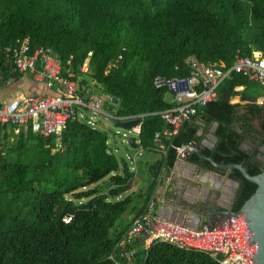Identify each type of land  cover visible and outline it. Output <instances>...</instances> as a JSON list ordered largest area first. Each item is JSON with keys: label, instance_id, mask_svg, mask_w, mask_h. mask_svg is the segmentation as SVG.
<instances>
[{"label": "trees", "instance_id": "trees-1", "mask_svg": "<svg viewBox=\"0 0 264 264\" xmlns=\"http://www.w3.org/2000/svg\"><path fill=\"white\" fill-rule=\"evenodd\" d=\"M24 39L30 49H51L63 70L71 66L83 74L81 67L90 59L93 78L119 101L117 116L140 119V144L148 148L154 133L165 127L160 113L175 107L167 95L176 101L153 79L190 78L193 58L225 71L240 57L261 53L264 58V0H0V83L13 75L1 50ZM218 95L201 107L206 123H219L218 143L203 153L219 164H240L250 175L260 174L264 163L254 162L258 149L251 154L242 143L254 133L252 141L259 137L264 147V105L250 102L264 98V85L232 73ZM239 96L247 103L232 104ZM190 122L185 126L191 134L182 132L178 144H198ZM67 129L65 153L53 155L40 141L32 149L40 150L21 161L26 143L20 141V156L11 162L0 149L1 264H116L109 256L124 233L111 236V231L137 208L132 195L117 198L130 189L134 175L110 153L107 132L80 122ZM176 156L171 149L167 160L153 166V174L172 167ZM192 159L199 160L196 155ZM230 175L240 183L234 201L238 211L257 185L238 170ZM108 182L112 186L105 189ZM144 213L142 208L137 215ZM67 217L73 218L71 224L65 223ZM135 258L136 264H220L205 253L163 243Z\"/></svg>", "mask_w": 264, "mask_h": 264}, {"label": "built area", "instance_id": "built-area-1", "mask_svg": "<svg viewBox=\"0 0 264 264\" xmlns=\"http://www.w3.org/2000/svg\"><path fill=\"white\" fill-rule=\"evenodd\" d=\"M1 52L13 73H31L43 81L48 89L55 90V94L19 95L0 102V126H10L16 135L30 128L45 138H60L70 122L87 121L89 114V123L94 124L98 117L109 116L104 110L102 97L98 93L81 91L79 73L71 66L63 70L51 49H30L28 39H24L17 45L4 47ZM121 59L122 56H119L118 60ZM68 64H71V59ZM90 65L91 61L87 59L81 67L82 72H90ZM190 65L193 68L190 78L153 79L156 87H167L173 92L177 102V107L160 113L169 129L156 133L153 139L156 151L163 158L168 157L170 150L164 140L177 136L185 123L198 114L199 107L217 101L221 84L232 73H241L264 85V58L261 53H255L254 57L238 58L234 66L226 71L216 66H207L196 58L191 59ZM260 103L264 104V98ZM134 132L139 133V128H134ZM174 148L179 159H187L195 151L193 146ZM72 222V217L65 219V223ZM148 229L149 247L155 243L169 244L181 251L205 253L220 264H249L250 257L257 250L253 244L250 247L247 244L250 232L245 217L231 218L213 228L195 231L147 215L137 219L118 244L127 264H132L135 257L132 249L135 241ZM110 258L114 259L113 256Z\"/></svg>", "mask_w": 264, "mask_h": 264}, {"label": "crops", "instance_id": "crops-1", "mask_svg": "<svg viewBox=\"0 0 264 264\" xmlns=\"http://www.w3.org/2000/svg\"><path fill=\"white\" fill-rule=\"evenodd\" d=\"M92 74H93V71H92L91 65H90V72H86L83 74L79 73V82H80L81 91H83L84 93L86 92L98 93L103 99V107H104L105 112L108 109L114 110L113 108L115 107V110H114L115 114L113 116L109 115V116H103V117L112 118L116 122V125L121 122H129L132 120H137L138 118H135V117L117 116L118 111H119V101L117 100L115 101L114 98L109 97L105 92H103L98 82L93 78ZM91 79L93 80L92 82H91ZM94 84L96 85V87H98L99 85V88H100L99 92L95 91V89L93 88ZM243 89L244 88H240L238 90H243ZM54 91L55 90L48 89L46 87V84L43 81L36 79L34 75H32L31 73H13L12 77H10L5 83H0V102L8 101L9 99L19 96V95H38V96L53 95L55 94ZM107 98L108 100H106ZM262 99L263 98H259L257 101H250V102L259 104V105H264L260 103ZM167 100L171 104H175V107H177V102L175 101L173 94L170 93L169 95H167ZM236 101H240L239 103H241L242 105L247 103L246 101H243L242 96L234 98L232 100V104H237L235 103ZM203 112H205V108H201L200 113L202 114L196 120H191V122L189 123L190 125H194L195 126L194 129L197 130L196 135L199 139L198 144H196L195 142H190V143L182 142V144H178L176 142V140H178V138L181 136L182 132L186 134L187 136L191 134L190 128L185 126L186 123L180 129V132L178 133L177 136H175L171 140L169 139L164 140L165 143L169 145L170 150L171 149L175 150L174 146L176 147L193 146L195 151L189 157H191L192 164H195V165L199 164V166L197 165L198 168L191 167L189 162H185L181 165L179 158H178V154L176 152L177 156H176L175 164L172 167L163 168L161 173L158 176H155L152 172L153 166L157 165L162 160H167L168 157L163 158L162 155H160L156 151L153 140H152V145L150 147L145 148L141 146L140 139H139V136L141 133V121L139 125L127 130L130 133L135 134L136 137L134 138L136 139V147L128 143L127 140L129 137H127L126 135H124L123 137L122 144L124 145V149L126 151L125 156L117 157L114 154V148L111 147L109 140H108L107 145L110 150V153H113L117 157L118 161L124 162L128 168L127 170L134 175L133 179L131 180L130 189L126 193H124L122 196L117 198V200H119V199L125 198L126 196L132 195V197L134 198L133 204L134 206L137 207L135 211L132 210L129 213H127L128 216L125 217L123 220V228L119 231V233L123 232L124 237L122 238L120 242L123 241V239L125 238V235L132 228L134 222L137 219H141L142 217H145L147 215H150V217L152 218L154 217L158 218L157 216H158L159 208L163 202L168 203L170 200L171 203H174V201L179 202V203L180 202L185 203L186 198L193 197L194 206H197V205L199 206L196 211L198 213H203V216L205 218L203 222L199 225V228L202 229L206 226L208 227L210 226L211 228L215 227V226H212L213 224L208 223V217H209L208 213L210 212L208 205H212L213 209L215 210H222L221 202H229L228 200L229 198L227 199L225 196L236 197V195L233 196V194L231 193L233 188H232V185L229 183L230 181H228V180H235L230 175L232 171L226 172V173L219 172V174L224 176V180L218 182L219 180L217 177L218 175L217 173H215L214 171H211L206 174L205 172L206 168H210L212 170H214V168H212V166L210 165L208 161L200 159L198 155L196 154V152H200L201 154L205 155L203 151L213 150L215 147L213 149H210L207 143L209 144L213 143L212 140L210 139L212 136L218 137L216 135V131L219 127V123L215 122L211 125L206 123V117L205 118L203 117ZM87 118H88L87 121L82 120L80 121V123L87 124L91 126L93 129H97L102 132H107L104 129L96 127L97 121H95L94 124H90L89 114L87 115ZM71 123L72 122H70V124ZM164 126L165 127H163V129L158 130L154 133L153 139L156 133L163 132L169 129V126L167 123H165ZM134 128H139L140 132L135 133ZM255 128L260 130V128H258L257 122H256ZM118 129H122V128H118ZM122 130H125V129H122ZM238 130L239 132H242L241 129H238ZM65 131L62 137L60 138L58 137L45 138L43 136H40L39 134H35L30 128L22 130V132L19 135H16L10 126H0L1 154H3L4 152V155L6 156V158L8 157L7 160L11 162L14 161L15 159H18L17 157L20 156V152L17 147L20 141L23 143L24 142L26 143V144L24 143L25 148H26L25 152H27L26 156H33V153L31 152H36L40 150V149L32 150V149H35L34 147H38V145H40V141H43L44 148L46 150H50L53 155L59 152L65 153L67 152L65 135H67L68 129L66 128ZM253 136L256 137L254 133L252 134L250 133L249 136H246L244 138V142L242 143V147L244 149L246 146L249 145V143L245 142V140L251 139V137ZM48 139H53V140H48ZM251 142L255 143V141H251ZM217 143H215V146ZM129 148H132L134 150V154H132L129 151ZM115 152H117V150H115ZM193 155H196L199 160L198 161H196L195 159L193 160L192 159ZM207 157H210V156H207ZM20 160L25 161V159L22 156L20 157ZM202 162H207L210 166L205 165ZM224 165H228V164H224ZM168 170L171 171V176L169 178L168 183L163 184L165 173H167ZM123 172L124 170H120L121 175L123 174ZM105 180H108V178H106ZM109 183L110 182H108L107 184ZM95 186L96 185L92 187H95ZM111 186L112 184L108 188H110ZM108 188H105V189H108ZM152 188H153V192H152L150 201L147 203L148 205H146V208H144L143 204L145 203V197L149 194V191ZM194 192H196V194H194ZM234 201H235V198H234ZM142 208L144 211L146 209V213H144V215L142 216L137 215V212H139ZM213 220L216 223H218V225H220L223 221L221 218H217V217H214ZM149 237H150V230L148 232H144L142 236L135 241L134 246L132 248L135 251V257H136L137 252L139 251L141 252L143 250L149 249L148 248L150 245V243L148 242ZM111 256L114 257V259L112 260L114 263L117 262V264H127V260L121 255L118 245L116 247V251L109 256L110 260H111L110 258ZM135 257L132 260V264H136L137 258Z\"/></svg>", "mask_w": 264, "mask_h": 264}, {"label": "water", "instance_id": "water-1", "mask_svg": "<svg viewBox=\"0 0 264 264\" xmlns=\"http://www.w3.org/2000/svg\"><path fill=\"white\" fill-rule=\"evenodd\" d=\"M139 123L140 120L137 119L129 122L118 123L116 127L128 130L132 127L139 125ZM210 139L214 144L207 143V145L210 149H213L215 147V143L218 142V137L212 136ZM127 141L130 145L136 147V139L134 137H129ZM196 154L200 159L208 161L212 168H214V170L206 168L205 172L206 174L211 171L217 173L219 175H217L219 180L218 182L224 180V176L219 174V172L226 173L238 170L245 179L257 185L255 193L248 200L245 201V203L238 211L234 210L235 197L231 196H225L227 199L229 198L228 200L230 203L221 202L222 210H215L213 209L212 205H208V208L210 209V212L208 213V223L213 224L212 226H218V223L213 220L214 217L221 218L223 220L222 222L231 218L245 217V223L250 232V236L247 238V244L249 247L253 244L257 248V250L250 257L249 264H264V171L258 175L252 176L249 174L246 167H244L243 165L218 164L213 160L212 157H207L201 154L200 152H196ZM179 161L181 165L185 162H189L191 167L193 168H198L199 166V164H192L191 157H188L187 159H179ZM170 176L171 171L168 170L167 173H165L163 184L168 183ZM228 181H230L229 183L232 185L233 188L231 193L233 194V196H235L237 194V190L240 186V183L236 180ZM110 185V183L107 184L105 188H108ZM194 194H196V192H194ZM198 207V205L194 206L193 197L186 198L185 203H179L175 201L174 203H171V201L169 200L168 203L163 202L161 204L157 217L164 221H170L172 223L183 225L189 229L197 231L200 229L199 225L205 219L203 213H198L196 211ZM209 227L206 226L202 229H210L211 227Z\"/></svg>", "mask_w": 264, "mask_h": 264}, {"label": "rangeland", "instance_id": "rangeland-1", "mask_svg": "<svg viewBox=\"0 0 264 264\" xmlns=\"http://www.w3.org/2000/svg\"><path fill=\"white\" fill-rule=\"evenodd\" d=\"M93 80L91 79V82ZM93 88L95 89V91L99 92L100 88H99V85L98 87H96V85L94 84L93 85ZM108 100V98L106 99ZM237 100V99H236ZM240 101H236L235 103H239ZM115 110V107L113 108ZM114 110H106V113L107 115H111L113 116L115 114ZM97 125L96 127L98 128H101V129H104L108 132L109 134V143L111 145V147L114 148V154L117 156V157H120V156H125V149H124V145L122 144V140H123V137L124 135H126L127 137H136L135 134L133 133H130L129 131L127 130H122V129H118L116 127V122L112 119V118H109V117H99L97 118ZM138 139V137H137ZM115 150H117V152H115ZM129 151L134 154V150L132 148H129ZM26 153V152H25ZM25 153L22 154V157L27 160V156L25 155ZM105 187V186H104ZM84 201V200H83ZM128 215H125L123 217V219H121V221L117 224V226L115 227V229H113L111 231V236H116V234L123 228V220L125 217H127Z\"/></svg>", "mask_w": 264, "mask_h": 264}, {"label": "flooded vegetation", "instance_id": "flooded-vegetation-1", "mask_svg": "<svg viewBox=\"0 0 264 264\" xmlns=\"http://www.w3.org/2000/svg\"><path fill=\"white\" fill-rule=\"evenodd\" d=\"M252 140L251 139H246L245 142L249 143L248 146L245 147L246 150H249L252 153H254L253 151L255 149H258L257 151V155H255V159H254V162H258V163H264V150H263V146L261 147L260 144H259V141L260 139L258 138V140L255 141V143H252L251 142Z\"/></svg>", "mask_w": 264, "mask_h": 264}]
</instances>
